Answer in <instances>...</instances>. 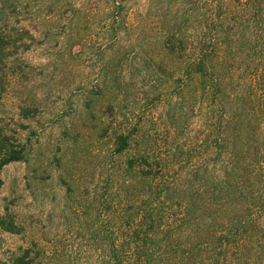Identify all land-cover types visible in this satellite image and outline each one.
<instances>
[{
	"label": "trees",
	"instance_id": "1",
	"mask_svg": "<svg viewBox=\"0 0 264 264\" xmlns=\"http://www.w3.org/2000/svg\"><path fill=\"white\" fill-rule=\"evenodd\" d=\"M103 1L113 67L128 70L125 81L111 74L113 90L140 81L145 102L165 98L172 133L184 106L197 110L211 163L178 170L175 152H156L149 134L115 131L111 157L134 153L108 174L101 264H264V0H148L133 19L132 0ZM25 34L12 43L0 33V64ZM24 154L0 127V173ZM20 228L0 216L1 230ZM34 255L27 247L0 264H39Z\"/></svg>",
	"mask_w": 264,
	"mask_h": 264
},
{
	"label": "rangeland",
	"instance_id": "2",
	"mask_svg": "<svg viewBox=\"0 0 264 264\" xmlns=\"http://www.w3.org/2000/svg\"><path fill=\"white\" fill-rule=\"evenodd\" d=\"M147 1L132 0L129 18ZM106 13L103 0H0V33L13 43V32L28 31L26 46L14 52L10 47L0 64V127L25 151L23 160L0 173V216L21 227L18 233L0 229V261L27 247L39 264L106 259L98 236L107 219L108 174L134 153L111 157L115 131L149 134L157 140L156 152H175L178 170L210 167L197 110L184 106L181 129L172 133L163 128V96L145 102L140 81L113 90L111 74L125 81L128 70L122 63L113 67ZM171 89L158 90L169 95ZM181 159L188 162L179 165Z\"/></svg>",
	"mask_w": 264,
	"mask_h": 264
}]
</instances>
